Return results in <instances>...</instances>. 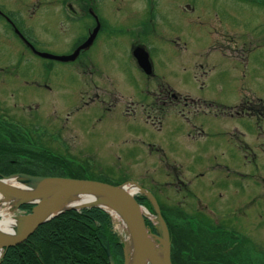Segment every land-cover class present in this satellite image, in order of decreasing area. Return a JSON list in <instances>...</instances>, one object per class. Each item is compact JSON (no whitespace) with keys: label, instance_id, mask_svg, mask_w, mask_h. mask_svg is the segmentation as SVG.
Wrapping results in <instances>:
<instances>
[{"label":"rangeland","instance_id":"obj_1","mask_svg":"<svg viewBox=\"0 0 264 264\" xmlns=\"http://www.w3.org/2000/svg\"><path fill=\"white\" fill-rule=\"evenodd\" d=\"M82 5L0 0L2 178L141 187L152 197L139 188L135 199L145 196L152 213L165 210L188 227L198 264H213L215 235L180 213L201 214L234 247L245 236L233 260L264 264V119L256 124L255 110L264 101V0H93L90 33V16H72ZM35 48L77 54L63 62ZM141 48L149 73L136 56ZM8 125L18 127L17 137ZM75 192L97 197L84 202L91 206L53 211L49 220L104 196ZM35 205L16 202L13 217ZM101 206L125 246L122 261L112 255L111 262L126 264L130 228ZM153 224L161 232L157 219Z\"/></svg>","mask_w":264,"mask_h":264},{"label":"trees","instance_id":"obj_2","mask_svg":"<svg viewBox=\"0 0 264 264\" xmlns=\"http://www.w3.org/2000/svg\"><path fill=\"white\" fill-rule=\"evenodd\" d=\"M8 126V130L10 132L12 130L17 137L18 127ZM53 169L51 172L56 173L60 166L55 165ZM0 176H2L1 169ZM137 200L141 204H148L145 196H138ZM28 206L24 207L28 208ZM163 213L171 234L172 264H198L192 249L187 245L188 236L185 235V231L188 227L183 224H175L173 222L176 219L175 215H170L168 218L165 210ZM180 216V220L194 221L197 224L196 229L204 228L205 231L215 235L211 239L213 241L212 248L216 250V255L212 259L213 264H237L240 254L236 253V250L241 249L240 245L243 242H248L249 239L241 235L236 243H242L234 247L235 243L225 241L227 240L224 237L225 234L215 230L219 227H210L203 221L204 218L201 214L184 212L180 213ZM148 224L150 223L148 222ZM204 230L203 232H205ZM232 232L236 233L234 230H230L228 235ZM205 247L208 250L211 246ZM108 250L117 260L119 258L122 261L124 246L119 241L117 234L112 231V219L109 212L101 207H84L82 210L72 209L41 224L26 241L8 247L1 264H111ZM236 257L235 262L233 259ZM199 258L202 259V257ZM203 260L206 261L208 258H203L202 264H204Z\"/></svg>","mask_w":264,"mask_h":264},{"label":"water","instance_id":"obj_3","mask_svg":"<svg viewBox=\"0 0 264 264\" xmlns=\"http://www.w3.org/2000/svg\"><path fill=\"white\" fill-rule=\"evenodd\" d=\"M92 39L93 38H90L84 45L92 42ZM35 52L43 57L53 58L57 60H64V61H68V60L75 58L77 54V51L74 54L62 55V56L52 55L49 53L39 52L36 50ZM136 56L137 58H139L140 65L145 69V71H147L148 73L151 72V63L149 61L147 53H145L142 49H140V51L136 53ZM13 177H19L20 179L21 175H14V176L4 177L0 179V189L4 192V194L6 196L13 195V196L19 197L20 203H32L36 205L32 209L31 213L27 215H23L22 217L17 219V220H20L22 224L19 226L17 224L16 227L14 226V230H15L14 236L8 239H5L3 241H0V253H1L0 263H1V258L3 256L4 248L8 246L16 245L24 241L37 229L39 225L48 221L53 216V215H50L51 211L49 212L45 211V213H42V206L47 203V200L49 198L57 199L67 192H75L77 188H80V189L85 188V189L97 191L98 193L104 195V196H101L102 198L100 199L98 198L99 203L94 204V205L96 206L106 205L112 208L113 211H118L122 215L123 220H125L124 221L125 224L129 226L130 228V238L133 237L135 239L138 250L141 253H144L145 251H150L152 248V244L155 243L154 239H158L161 241V245L164 246V255H165L167 263L172 264L171 258H170V245H171L170 236H169L168 227H167L166 222L164 221V218L159 213V211L155 212L156 217L159 221V226L162 231V236L159 237L153 234L150 231V229L147 227L145 223V213L141 210L140 204H138V202L133 197V195H129L124 190V187H123L124 185L116 186V185L109 184L106 182H101V181H91V180L83 181V180L68 179V178L65 180H62L63 183L60 184L46 177L26 175V178L22 177L23 183L26 184V186L33 187V185L35 184L37 186H40L46 183L48 187H51L50 190H48V188H46L45 186H42V187L40 186L38 187V189L40 190L37 189L35 192L27 193V192L16 191L3 182L4 181L3 179H9ZM54 188H57V191H55ZM139 188L141 190L140 192H142L148 198L152 197V194L145 191V189L141 187ZM52 190H54V194L51 195L50 197L45 198L44 195H47L49 191H52ZM92 203H95V202H92ZM87 205L91 206L89 204ZM74 208H78V207L74 206ZM63 210L65 209H61L59 211L62 212ZM26 221H27V224L25 225ZM23 223H24V226H22ZM127 262L128 260L126 261V264Z\"/></svg>","mask_w":264,"mask_h":264},{"label":"bare ground","instance_id":"obj_4","mask_svg":"<svg viewBox=\"0 0 264 264\" xmlns=\"http://www.w3.org/2000/svg\"><path fill=\"white\" fill-rule=\"evenodd\" d=\"M5 183L16 191L27 193L35 192L40 186H45L48 188V190L51 188L48 187L46 183L40 186H37L36 184L33 185V187L26 186L25 184H21V180L18 177H13L10 180H7ZM123 187L129 195H135V193L139 191V188L134 185L126 184ZM53 194L54 190L49 191V193L44 195V197H50ZM94 197H97V195L92 196L86 195V193L80 194L77 192H67L57 199L49 198L47 203L42 206V213H45V211H59L61 208L71 206L73 204H84L85 201L91 200ZM19 199V197L13 195L5 196L4 192L0 190V241L14 236V226L16 227L17 224L18 226L22 224L21 221L14 218L12 214V208L16 206V202H20ZM92 202L97 201L92 200ZM26 224L27 221L25 222V225ZM22 226H24V223ZM127 260V264H168L164 255L163 245L159 243H153L150 251L141 253L138 250L136 241L133 237H131L127 244Z\"/></svg>","mask_w":264,"mask_h":264},{"label":"flooded vegetation","instance_id":"obj_5","mask_svg":"<svg viewBox=\"0 0 264 264\" xmlns=\"http://www.w3.org/2000/svg\"><path fill=\"white\" fill-rule=\"evenodd\" d=\"M81 2H83L84 3V5H82V8H80L78 11H76L75 10V8L74 9H72L73 10V14H72V16H79L81 13H84V15H86V16H90V18L93 20V23L88 27V29H87V32H91L92 31V29H93V27L97 24V21H96V17L94 16V14H93V12H92V3H93V0H81ZM88 6L90 7V8H88ZM70 10V9H69ZM82 10H84V12H82ZM89 11H91V13L89 12ZM71 12V11H70ZM8 14V13H7ZM93 14V15H92ZM9 16V15H8ZM99 16V15H98ZM10 18H12L11 16H10ZM12 25V24H11ZM13 26V25H12ZM101 32V31H100ZM99 32V33H100ZM98 33V34H99ZM98 34H97V36H98ZM97 38V37H96ZM258 125H260L259 123H257Z\"/></svg>","mask_w":264,"mask_h":264}]
</instances>
